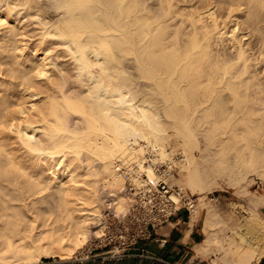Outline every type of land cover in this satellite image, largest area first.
<instances>
[{
	"label": "clouds",
	"instance_id": "obj_1",
	"mask_svg": "<svg viewBox=\"0 0 264 264\" xmlns=\"http://www.w3.org/2000/svg\"><path fill=\"white\" fill-rule=\"evenodd\" d=\"M264 264V0H0V264Z\"/></svg>",
	"mask_w": 264,
	"mask_h": 264
},
{
	"label": "crops",
	"instance_id": "obj_2",
	"mask_svg": "<svg viewBox=\"0 0 264 264\" xmlns=\"http://www.w3.org/2000/svg\"><path fill=\"white\" fill-rule=\"evenodd\" d=\"M97 264H98V262H97Z\"/></svg>",
	"mask_w": 264,
	"mask_h": 264
}]
</instances>
